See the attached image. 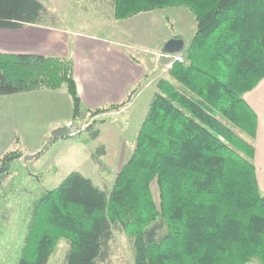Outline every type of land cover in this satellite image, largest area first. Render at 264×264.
<instances>
[{"label": "trees", "instance_id": "16d2710c", "mask_svg": "<svg viewBox=\"0 0 264 264\" xmlns=\"http://www.w3.org/2000/svg\"><path fill=\"white\" fill-rule=\"evenodd\" d=\"M171 6L187 7L196 21L184 59L167 69L178 86L158 80L108 195L79 171L44 190L16 264H46L61 237L63 264H103L114 229L131 239L134 264H264V193L241 135L256 131L243 94L264 77V0H113V17ZM40 8L38 0H0V26L34 22ZM62 86L75 120L81 100L69 59L0 52V94ZM22 156L2 154L0 182Z\"/></svg>", "mask_w": 264, "mask_h": 264}, {"label": "crops", "instance_id": "0c3cea01", "mask_svg": "<svg viewBox=\"0 0 264 264\" xmlns=\"http://www.w3.org/2000/svg\"><path fill=\"white\" fill-rule=\"evenodd\" d=\"M38 1L41 4V8L34 22H27L17 27L0 26V52L33 53L44 56H61L69 59L77 93L81 100V120L72 119V103L64 86L56 89L41 88L0 94V118L4 117L6 119L5 127L0 128V142H11L15 139V136L26 141H38L48 134L49 130L52 131L56 127L64 126L62 121L67 119V124L69 125L90 124L92 122V125L87 127L88 130L86 129L87 131L85 130L84 132H86V135L89 134L90 140L99 139L105 129L103 127L106 125V122L103 121L105 117L107 115L112 117L122 116L125 112L127 114L144 90L151 86L158 72V61H161V59L164 62L167 61V57L161 53L146 52L145 54H150V59L152 58L151 56L154 57L153 67L150 66L149 62L150 67L148 66L146 71L138 58V50L132 51V49H138L141 44L133 40L132 36H134L135 32L131 28L126 27V25L123 26L122 22L139 17L141 18L140 20L144 21L147 29H152L158 24L159 18L154 15V9L139 12L128 18L115 19L113 17V0H107L111 7L109 9L111 19H109L107 24H103L104 32H88L81 28H71L58 21L57 18L51 19L53 11L54 14L58 12L57 6H51L50 3L44 0ZM44 3L51 7L52 10H48ZM49 14L50 17L48 16ZM44 17L47 19L43 20L42 18ZM127 36H130L131 39H127ZM173 37L184 40L182 36ZM188 42L185 43L184 40V46ZM144 56L146 58V55ZM153 87L152 95L157 91V83L153 84ZM129 93L130 96L126 104L94 114L91 117L88 116L91 109L121 103ZM150 98L147 102V108ZM243 98L255 112L257 118L255 135L246 137L253 146L251 160L255 169L258 188L264 193V77L252 89L244 92ZM62 109L65 111V117L59 115ZM34 113L45 115L42 124L54 123V125L48 131L41 130L39 128L40 123L33 129L25 126L23 124L25 118L32 117ZM87 117L91 119L90 122L89 119L86 121ZM127 117H124L125 126L121 130V138H125L123 145H121L122 141L116 140L114 136L113 138H107L104 146L106 151H110L109 165L103 164L107 174L105 177L109 178L113 175L112 182L132 152L133 142L142 121L140 117L135 119V115ZM95 118H99L103 122L98 123L94 121ZM132 124L134 125L132 126ZM130 126L133 128L130 129ZM128 138H130L129 146L126 144ZM88 141L85 139V146H87ZM37 149L35 146H29L24 153L32 154ZM85 151V155L89 159L106 156L104 151L99 152L96 150L94 153L90 147H86ZM37 158L33 157L34 162H38L39 159ZM50 166L55 168V172L59 169V163L52 162ZM47 171L48 168L43 170L44 173L39 178V183L44 188L48 184L51 185L50 187H55L62 178L56 179L54 173L50 174ZM75 171H79L87 177L103 194H109V191L104 193L101 190V186H103L101 181L95 182L93 178L87 176L82 170Z\"/></svg>", "mask_w": 264, "mask_h": 264}, {"label": "rangeland", "instance_id": "374dc122", "mask_svg": "<svg viewBox=\"0 0 264 264\" xmlns=\"http://www.w3.org/2000/svg\"><path fill=\"white\" fill-rule=\"evenodd\" d=\"M44 1L50 3L51 6H57L58 12L54 14L53 11L51 19L57 18L58 21L71 28H81L84 31L96 33L104 32L103 24H107L109 19H111L109 12L111 7L107 0ZM44 6L48 10H52L46 3H44ZM154 15L159 18V22L152 27V29H147L144 25V21L140 20L141 18L139 17L122 22L123 26L126 25V27L131 28L135 32L134 36H132L133 40L141 44L139 48L137 47L138 49H132V51L138 50L137 53H139V57H137L141 60V65L146 71L150 64V66L153 67L154 62V57L151 56L152 58L150 59V54H145L146 52L152 51L161 53L160 47L163 42L173 36H182L186 43L191 38L196 27L193 13L185 6H171L155 9ZM48 16L50 17V14ZM42 19L44 20L45 17ZM127 39H131V37L127 36ZM144 55H146V58ZM165 63L166 62L162 59L158 61V72L151 86L144 90L132 109L129 110V112H132H127V114L125 112L122 116L112 117L107 115L105 117L103 120L106 122V125L103 126L105 129L102 128L104 129L103 135L100 136L99 139L90 140L89 134L86 135L84 131L89 127L88 123V125L85 124V130L76 136L70 137L65 135L63 137H52L49 128H51L54 123L42 124L45 115L34 113L32 117H27L28 120L25 118L23 124L33 129V127L40 123L39 128L43 131L49 130L48 134L44 135V137L38 141H26L15 136V139L11 142H0V157L3 153L10 150L17 149L24 153L29 146L38 148L35 153L38 151L40 152L37 156V159H39L38 162H34L33 158L24 159V155L27 153H24L19 159H15L12 162L10 172L3 178L2 182H0V264L17 263L31 219L33 206L44 190L53 188V186L50 187V184L45 185L46 188H44L39 183V178L44 173V169L48 168L47 172L50 174L54 173L56 179L63 178L71 171L82 170L87 176L93 178L95 182L101 181L103 184L101 190L104 193L110 191L113 183L111 181L113 175L109 178L105 177L107 174L105 167H103V164L109 165L110 160V151L104 149L107 142L106 140L109 137L113 138L115 136L116 140H121V145H123V140H125V138H121V130L123 126H125L124 117L128 118L127 116L135 115V119L140 117V120L141 118L143 120L147 111V102L154 90L153 84L155 85L158 80L166 78L171 81L173 86H178L177 82L168 74ZM59 115L65 117L64 109L59 112ZM88 119L87 117L86 121H88ZM75 120L80 121L81 117ZM67 121L68 119L62 122L64 127L69 128L72 124H67ZM90 121L91 119H89V122ZM94 121L98 123L103 122L100 121L99 118H95ZM5 123L6 119L4 117L0 118V128H4ZM133 125L134 124H132V126ZM131 128L133 127L130 126V129ZM106 135L108 136L106 137ZM241 135L248 139L243 133H241ZM85 139L89 140L87 146H85ZM129 141L130 138H128L126 142L128 146L130 145ZM134 144L135 141L133 142V146ZM86 147H90L94 153L96 150L99 152L104 151L106 156L89 159L85 155ZM52 162L59 163L58 171L55 172V168L50 166ZM151 191L155 202H157L158 191L154 181L151 182ZM67 249L68 241L64 237L59 238L46 264H63ZM109 252V256L103 264H134L131 239L120 229L113 230V237L109 244Z\"/></svg>", "mask_w": 264, "mask_h": 264}, {"label": "water", "instance_id": "95a60500", "mask_svg": "<svg viewBox=\"0 0 264 264\" xmlns=\"http://www.w3.org/2000/svg\"><path fill=\"white\" fill-rule=\"evenodd\" d=\"M184 47V40L181 38L171 37L167 39L162 46L160 47V52L162 54H172L176 52H180ZM68 128L64 126L56 127L51 131L52 137H63L67 135ZM37 153L34 154H26L24 155V159L33 158Z\"/></svg>", "mask_w": 264, "mask_h": 264}, {"label": "built area", "instance_id": "2783aa9c", "mask_svg": "<svg viewBox=\"0 0 264 264\" xmlns=\"http://www.w3.org/2000/svg\"><path fill=\"white\" fill-rule=\"evenodd\" d=\"M163 56L167 57V61L165 63V68H170L172 63L174 61L181 62L184 59V56L180 52L172 53V54H162ZM86 125L85 124H77L72 125L67 130V136L73 137L79 134L80 132H83L85 130Z\"/></svg>", "mask_w": 264, "mask_h": 264}]
</instances>
